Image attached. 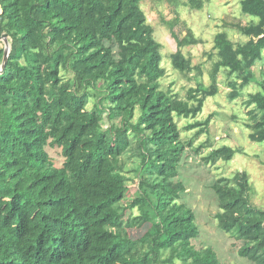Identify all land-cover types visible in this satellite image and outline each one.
I'll return each instance as SVG.
<instances>
[{"label": "trees", "instance_id": "obj_1", "mask_svg": "<svg viewBox=\"0 0 264 264\" xmlns=\"http://www.w3.org/2000/svg\"><path fill=\"white\" fill-rule=\"evenodd\" d=\"M142 2L0 0V36L11 46L0 74V264H221L213 248L194 245L197 217L181 203L187 188L180 169L193 141L183 140L178 121L202 114L224 71L231 101L248 86L260 88L245 105L250 141L264 143V71L254 72L264 62V0H242L252 22L230 27L248 41L218 33L213 85L199 84L187 100L161 87L162 45ZM166 25L178 46L174 69L200 77L182 52L200 41ZM4 54L5 46L0 69ZM209 125L186 131L201 127V135ZM47 148L61 150L62 168ZM237 153L211 148L203 162H230ZM133 184L137 192L128 199ZM211 189L218 229L240 258L264 264V209L252 202L249 175L223 177Z\"/></svg>", "mask_w": 264, "mask_h": 264}, {"label": "rangeland", "instance_id": "obj_2", "mask_svg": "<svg viewBox=\"0 0 264 264\" xmlns=\"http://www.w3.org/2000/svg\"><path fill=\"white\" fill-rule=\"evenodd\" d=\"M203 3L201 10L190 6V0H143L142 10L147 16L148 24L155 31V39L162 45V68L167 76L161 81L163 90H171L181 100H187L188 92L196 89L199 84L205 87L213 85L212 73L217 62L213 54L214 39L220 32L228 34L234 42H247L239 32L230 27L232 24L247 25L252 19L242 12V0H200ZM166 22L175 24V31L185 37L192 31L200 41L197 45L182 49L184 56L190 59L194 67L200 68L202 75L197 77L194 71L191 75H184L174 69L171 56L176 53L178 46L173 39L171 30ZM5 46L0 42V48ZM213 54L212 58L211 55ZM264 71V62L254 67L257 74ZM227 72H221L217 77L218 94L207 99L202 114L197 119H180L179 126L183 132L184 141H193V147L188 148L183 156L180 169V180L185 184L187 192L182 196L181 203L192 209L197 217L200 236L194 241L197 249L213 248L221 264H252L237 254L234 241L217 227L215 219L219 212L217 198L211 186L223 177H233L238 172L249 175L253 188L252 202L264 209V143L250 141L251 124L250 109L245 102L250 94L260 91L255 85L244 89L243 96L236 101L229 98L232 88ZM93 106V104L91 105ZM210 119L206 132L197 135L201 127L186 131L189 125L205 122ZM206 146L200 153L196 150ZM228 146L240 150L230 162L218 161L215 164L205 165L203 157L208 155L211 148L217 149ZM211 147V148H210ZM54 161L55 167L62 168L64 158L60 149L47 148ZM127 164V163H126ZM132 169V161L127 164ZM137 192V185L130 186L127 197L133 198ZM138 238L140 230L131 232ZM177 264H182L181 262Z\"/></svg>", "mask_w": 264, "mask_h": 264}, {"label": "water", "instance_id": "obj_3", "mask_svg": "<svg viewBox=\"0 0 264 264\" xmlns=\"http://www.w3.org/2000/svg\"><path fill=\"white\" fill-rule=\"evenodd\" d=\"M0 42H3L5 45V54H4V61H3V65L0 69V74H3L5 69H6V65L8 63V59L11 53V46L8 40V35H3L0 36Z\"/></svg>", "mask_w": 264, "mask_h": 264}]
</instances>
